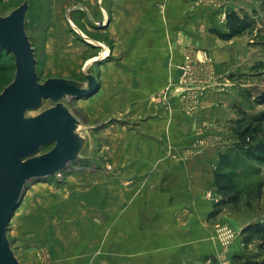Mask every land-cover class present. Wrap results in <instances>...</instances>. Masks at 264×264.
<instances>
[{"label":"rangeland","instance_id":"rangeland-1","mask_svg":"<svg viewBox=\"0 0 264 264\" xmlns=\"http://www.w3.org/2000/svg\"><path fill=\"white\" fill-rule=\"evenodd\" d=\"M24 1L0 0V15L9 14ZM125 4L122 0H28L25 30L34 49L39 82L43 83L49 78L85 82L83 70L88 65L86 71L96 76L99 89L83 99L67 98L63 101L80 121V132L87 137V145L82 157L68 170L55 177L28 183L7 230L10 247L20 264L127 263L126 255L117 254V229L112 224L117 213L112 208L117 206V198L109 189L111 134L118 125L124 129L123 132L127 130V123L123 120L125 115L118 112L122 100L111 106L109 103L101 106L99 100L87 101L99 93L104 77L110 70L121 62H127L129 50L141 49V46L120 48L118 45L115 26L121 20L116 21V11L117 7L123 8ZM239 5L241 7L237 12H256L264 18V0H243ZM163 6L162 1L158 3L159 10ZM140 15V5L136 2L135 15L131 18L133 33L142 30ZM182 36L187 37L185 34ZM233 40L228 47L233 53L231 60L234 63L230 61L233 64L221 72L216 71L214 59L206 50L202 51H206L211 58L210 66L195 57L199 50L180 43L183 56L192 55V71L186 78L181 68L182 62L177 65L176 80L168 81L169 95L171 99H176L175 106H180L191 117L198 112L206 92L226 91L227 85L230 86L228 81L236 89L235 94H230L231 91L223 94L230 98L227 104L223 100L220 103L231 116L224 111L218 116L225 131L222 133L231 138L223 153H229L233 158L231 171L242 196L238 205L223 208L217 219L208 220L207 223L213 231L215 244L221 249L220 254L226 252L229 255V264H264V247L260 242L255 241L244 248L240 236L247 224L264 221V165L256 164L243 154L247 145L264 139V135H255L253 140L243 138L241 132L250 120H237L244 118L241 113L247 116L264 114V106L255 102L264 95V34H245ZM174 43L171 39L168 44ZM199 66L203 67L202 72L198 70ZM208 72L213 73V81L218 84L213 83V87H210L212 83L201 84H207L210 88L199 97L196 83L201 79L206 80L205 73L208 75ZM200 73L203 75L200 76ZM14 74L12 54L0 50V93L12 82ZM176 91L178 93L173 95L172 92ZM214 97L216 99V95ZM49 107L51 104L43 100L38 110L27 115L35 116ZM212 123L209 121L205 126L212 129L216 126ZM207 133L211 145L218 146L222 142V138L219 140L213 131ZM52 147H42L38 154L46 153ZM168 148L170 152L171 147ZM99 170H103V174ZM212 170V173L227 171L218 167V163ZM211 183L204 193V199L213 207L218 194ZM208 192L212 193L210 198L207 197ZM218 228L230 230L232 239L228 247L222 245Z\"/></svg>","mask_w":264,"mask_h":264},{"label":"crops","instance_id":"crops-1","mask_svg":"<svg viewBox=\"0 0 264 264\" xmlns=\"http://www.w3.org/2000/svg\"><path fill=\"white\" fill-rule=\"evenodd\" d=\"M161 1L165 6L159 10ZM125 2L116 11V21L121 20L115 26L118 45L141 49L129 50L127 62L110 70L99 93L87 100H99L101 106L122 100L118 112L127 123L124 132L116 126L110 143L109 189L117 198V206L112 208L117 210L112 221L117 229V254L126 255V264H229V255L220 254L207 223L212 206L204 193L213 182L212 169L219 154L231 141L222 133L218 116L223 111L231 114L220 103L227 104L230 98L223 94L236 89L228 81L226 91L209 92L216 82L205 73L206 80L196 83V91H200L199 97L208 92L196 115L188 117L175 106L176 99L170 98L168 81L176 80V67L182 62L180 43L206 50L217 72L234 63L228 47L234 40L223 42L210 29L225 30L223 17L228 11H239L243 0H122ZM136 2L142 30L133 33ZM171 39L173 45L168 44ZM209 121L216 126L206 127ZM210 131L222 138L218 146L207 139ZM103 170L99 172L103 174Z\"/></svg>","mask_w":264,"mask_h":264},{"label":"water","instance_id":"water-1","mask_svg":"<svg viewBox=\"0 0 264 264\" xmlns=\"http://www.w3.org/2000/svg\"><path fill=\"white\" fill-rule=\"evenodd\" d=\"M28 0L5 16L0 15V48L14 58L12 82L0 93V264H20L12 251L7 230L30 181L55 177L82 157L87 137L80 121L63 104L83 99L99 89L93 73L84 68L85 82L49 78L39 82L34 49L25 30ZM43 100L51 107L35 116ZM52 149L38 154L45 146Z\"/></svg>","mask_w":264,"mask_h":264},{"label":"trees","instance_id":"trees-1","mask_svg":"<svg viewBox=\"0 0 264 264\" xmlns=\"http://www.w3.org/2000/svg\"><path fill=\"white\" fill-rule=\"evenodd\" d=\"M210 33L223 42H229L236 37L245 34H264V18L258 16L256 12L228 11L225 17V30L216 27L210 29ZM0 50H5L0 48ZM10 53V52H7ZM13 56V55H12ZM14 59V58H13ZM264 68V64L262 65ZM258 105L264 106V95L255 101ZM244 118L238 121L250 120L241 132L243 138L253 140L255 135H264V114L247 116L241 113ZM243 154L245 157L258 165H264V139L247 145ZM218 167L227 171H215L213 174V186L215 187L218 200L213 204L211 211L207 215V220L217 219L227 206H236L240 203L242 191L236 180L233 178V158L229 153L220 154ZM241 242L244 248L249 247L255 241H259L264 247V221H256L244 226L240 233Z\"/></svg>","mask_w":264,"mask_h":264},{"label":"built area","instance_id":"built-area-1","mask_svg":"<svg viewBox=\"0 0 264 264\" xmlns=\"http://www.w3.org/2000/svg\"><path fill=\"white\" fill-rule=\"evenodd\" d=\"M191 56L189 54H184V56H183L181 68L183 69L184 76H186V78L188 77V75H190V73L192 71V60L190 58ZM195 57L202 60L203 63L207 64L208 66H210L212 64L211 58L207 55L206 51H200V53H198V55H196ZM208 77L212 78L213 73L208 72ZM211 196H212V193L208 192L207 197L210 198ZM218 232L220 234V237L222 238V242H223L222 245L224 247H228L230 245L231 239H232L231 238L232 234H231L230 230L218 228Z\"/></svg>","mask_w":264,"mask_h":264}]
</instances>
